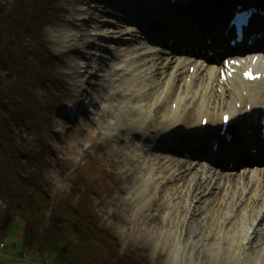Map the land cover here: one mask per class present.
<instances>
[{"label": "bare ground", "instance_id": "1", "mask_svg": "<svg viewBox=\"0 0 264 264\" xmlns=\"http://www.w3.org/2000/svg\"><path fill=\"white\" fill-rule=\"evenodd\" d=\"M101 1L116 14L117 19L111 26L96 22L100 3L90 1L95 7L74 5L57 16L60 22L74 18L79 26L60 23L55 31L62 43L77 47H89V40L96 36H117L116 41L108 44L113 54L104 61L93 60V68L103 81L97 91L87 86L104 103L97 104L101 113L97 111L98 117L88 120L82 117L81 121L90 128L95 125L96 134L105 128L115 139L123 136L114 154L118 171L113 172L127 174L126 188L132 178L140 183L141 195L134 205L140 216L134 218L138 220L135 225L140 221L145 225L158 224L160 237L155 239L154 246L164 242L160 240H170L165 264H175V254L182 244L186 260L195 251L222 250L226 256L221 264H264V137L261 136L264 76L251 81L242 73L251 66L264 71L263 57H258L256 62L243 60L240 71L220 83L218 69L213 68L218 65L217 61L204 65L202 57L190 55L202 54L203 49L214 50L216 59L221 50L230 49L227 41L232 31L227 35L224 28H228V14L235 8L231 0L186 3L169 0L165 4L161 0H137L134 6L129 0ZM131 21L133 29L148 42L147 46L129 45L135 39L128 25ZM219 26L223 31H219ZM255 28L262 35L245 56L264 54V17L255 19L248 32L253 33ZM64 54L75 61L82 58L70 51ZM190 66H194L193 71ZM138 77L141 79L136 81ZM127 82L129 85L124 87ZM61 89L68 96L67 86L61 84L59 92ZM89 102L96 103L92 99ZM74 106L84 112V105L75 103ZM227 113L231 124L227 123L224 128L222 118ZM243 116L247 120L236 121ZM204 118L206 125H202ZM136 133L145 139L151 138L155 146L137 139ZM159 147L178 154L188 152L190 156L183 160L176 153L164 154ZM199 156L209 157L218 164L214 167L221 165L223 170L208 166L198 160ZM251 161H261V164H250ZM231 163L234 167L225 169ZM134 167L139 170L144 167L146 171L134 175L131 172ZM118 185L121 187L123 182ZM158 191L160 196L156 198ZM163 210L168 214L166 224H173L181 211L176 231L171 227L163 230ZM193 258L197 260L195 255Z\"/></svg>", "mask_w": 264, "mask_h": 264}, {"label": "rangeland", "instance_id": "2", "mask_svg": "<svg viewBox=\"0 0 264 264\" xmlns=\"http://www.w3.org/2000/svg\"><path fill=\"white\" fill-rule=\"evenodd\" d=\"M90 1L100 3L96 10L99 14L96 22H104L106 26H111L117 19L116 14L109 5L105 7V3L101 4V0H85L84 2L77 0H0V18L3 20H8L16 10L23 12L27 18L28 14L30 15L31 12L40 14L43 23V29L40 32L41 40L44 46L53 55V62L51 64L48 62L42 64L41 61H36L30 64L26 70H30V76L35 79V85L38 87L37 90L35 89L36 93L34 94V102L38 103L37 107L42 111H50L52 106L56 108L46 125L45 122L47 118H43L40 121L36 118L37 114L35 115L33 112H28V114L25 115L27 119L22 134L27 141H32L35 149L38 146V141L36 140H40V136L42 135L40 130L48 137V139L45 140L50 149L47 159L49 166L47 189L55 202L68 196H74V194L83 193L94 209L99 219L100 226L111 231L112 234L117 237L120 243L121 253L127 249L139 250L147 257L150 264H165L170 240H160L164 242L158 244L156 247L154 246L155 239L160 237L157 232L159 227L158 224L152 223L145 225L140 221L139 225H135L138 222V220L135 221V219H138L140 216L137 209L134 208V205L138 201V197L141 195L140 190H138L140 183L136 181V178L133 179L131 177V184L128 183L129 186L126 188L127 174L122 175L113 172L114 169L118 171V167L114 161V154L118 147L117 143L121 144L123 142V136L119 139H115L110 134L111 131L105 128L100 129L101 132L96 134L97 129H95V125L90 128L88 124L81 121L82 117L87 120L93 119L92 117H98L97 111L101 113V110L97 108V104L103 106L104 103H101L100 100L97 99V92L93 93V90L97 91L99 84L104 78H101V74L93 68V60L97 59V62H100L108 59V56L113 54L108 44L116 41L115 38L117 36L113 38L111 36H106L104 38L96 36V39L89 40V47L67 45V43H62L56 37L58 32L55 31V29L59 28L58 25L60 23H75L76 25H72L73 27L79 26V22L74 18L66 22H60L57 21V16H60L64 9L74 5L95 7V5L89 4ZM129 1L130 4L134 6L137 0ZM161 2L163 4L169 3L168 0H161ZM47 3L49 6H47ZM104 9L108 11H104ZM133 23V21L128 22V25L132 28V36L135 38L129 45L135 44L137 46H143L144 44V47L145 45L147 46L148 42L143 41L145 40L143 36H141L136 29H133ZM218 29L219 31H223L220 26ZM91 34L94 35L95 32H91ZM152 41L153 40H151V42ZM65 51L74 52L82 56V58L75 61L67 57L64 54ZM179 52L180 51H178V53ZM160 53L170 56L168 52L160 51ZM92 57L94 59H92ZM125 63L126 62H124L123 65H125ZM52 69H54V76L49 74ZM48 75L56 80L51 82L50 90L52 89L55 91L60 86L58 90H56L53 99H50L47 95L46 91L47 89L49 90L47 85L45 84L44 87H42L41 78H45ZM81 77L83 80H80ZM140 79L141 78L138 77L136 81ZM61 84L66 85L69 89L70 93L68 96L62 94V89L59 92ZM88 85L93 88L91 92L90 87H87ZM127 85H129V82L125 83L124 87ZM164 93L165 92H163V94ZM91 99L96 103L90 104L89 101ZM75 103L85 106L83 113L79 109H76L74 106ZM173 106L175 107V103ZM247 118L243 119L247 120ZM45 126L47 129H45ZM38 135L39 138L37 139ZM130 135L132 136L134 133ZM135 136L137 139L151 143V146H155V141L151 138L145 139L141 134L137 133ZM155 148H157V146ZM159 148L162 150L161 152H166L164 154L171 155L172 153H176L183 160L190 156L188 152H181L178 154V152L166 147ZM192 157L195 158L197 155H192ZM199 159L208 166L223 170L221 165L214 167L218 164L209 157L199 156L198 160ZM250 164H253V162L251 161ZM143 166L147 167V163H144ZM227 166L228 167H225V169L234 167L230 165ZM144 167L142 170L134 167L131 172H133L134 175H142L143 172L146 171ZM119 182H123L121 187L118 185ZM155 196L158 198L160 192L158 191ZM7 208L6 201L0 198V214L6 211ZM229 210L231 212V208H229ZM154 212L158 213L157 210ZM161 212L165 216V226H163V230L171 227L173 232L176 231L178 228L176 224L181 211H179L173 224H166L168 222V214L164 210ZM23 230L24 220L21 216H17L8 234L4 238L3 243H5V247L0 249V260L5 262L42 264L34 260L36 256L32 253L21 254L23 251ZM160 239H162V236ZM179 247L178 254H175V264H221V259H224L226 256L225 251L222 250H219V252L214 250L201 253L198 251L196 253L195 251L194 255L197 257V260L193 258L194 255L191 256L189 260H186V255L182 252L183 244ZM159 248L162 250H159ZM214 252H216V254H214ZM181 253L183 256L182 260H180Z\"/></svg>", "mask_w": 264, "mask_h": 264}, {"label": "trees", "instance_id": "3", "mask_svg": "<svg viewBox=\"0 0 264 264\" xmlns=\"http://www.w3.org/2000/svg\"><path fill=\"white\" fill-rule=\"evenodd\" d=\"M0 23V198L8 206L0 214V244L16 217L21 216V254L32 253L39 263L150 264L139 250L120 252L117 237L100 226L83 193L56 202L52 199L47 189L48 137L40 130L35 149L22 130L28 112L37 114L40 121L47 118L46 125L56 108L42 111L37 107L34 94L38 87L26 70L36 61L51 64L53 55L41 40L39 13L31 12L27 18L16 10L8 20L0 18ZM49 74L54 76V69ZM52 81L56 80L50 75L41 78L42 87L46 84L49 88L50 99L56 92L50 90Z\"/></svg>", "mask_w": 264, "mask_h": 264}, {"label": "water", "instance_id": "4", "mask_svg": "<svg viewBox=\"0 0 264 264\" xmlns=\"http://www.w3.org/2000/svg\"><path fill=\"white\" fill-rule=\"evenodd\" d=\"M189 1H191V0H181V2H185V3L189 2ZM168 2H169V0H168ZM238 3H241V0H231V4H233V5L238 4ZM225 19H226V17H225ZM213 26H215V24H213ZM0 264H29V263H24V262H5L3 260H0Z\"/></svg>", "mask_w": 264, "mask_h": 264}, {"label": "snow or ice", "instance_id": "5", "mask_svg": "<svg viewBox=\"0 0 264 264\" xmlns=\"http://www.w3.org/2000/svg\"><path fill=\"white\" fill-rule=\"evenodd\" d=\"M237 19L240 20L241 22H243V18H242V17H239V16H238ZM245 75H246L248 78H250V79L254 78V77L251 76L250 72H249V73H246ZM225 121H227V117H225Z\"/></svg>", "mask_w": 264, "mask_h": 264}, {"label": "built area", "instance_id": "6", "mask_svg": "<svg viewBox=\"0 0 264 264\" xmlns=\"http://www.w3.org/2000/svg\"><path fill=\"white\" fill-rule=\"evenodd\" d=\"M5 247V243H1L0 249Z\"/></svg>", "mask_w": 264, "mask_h": 264}]
</instances>
